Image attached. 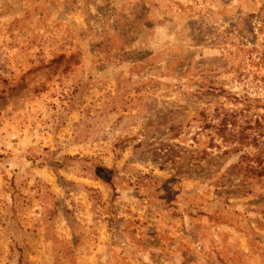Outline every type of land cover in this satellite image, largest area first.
Instances as JSON below:
<instances>
[{
  "label": "rangeland",
  "instance_id": "rangeland-1",
  "mask_svg": "<svg viewBox=\"0 0 264 264\" xmlns=\"http://www.w3.org/2000/svg\"><path fill=\"white\" fill-rule=\"evenodd\" d=\"M0 264H264V0H0Z\"/></svg>",
  "mask_w": 264,
  "mask_h": 264
}]
</instances>
